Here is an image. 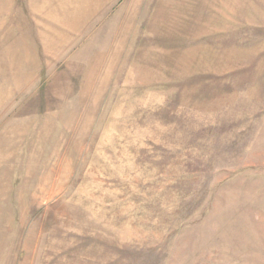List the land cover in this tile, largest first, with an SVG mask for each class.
Returning a JSON list of instances; mask_svg holds the SVG:
<instances>
[{
	"label": "rangeland",
	"instance_id": "obj_1",
	"mask_svg": "<svg viewBox=\"0 0 264 264\" xmlns=\"http://www.w3.org/2000/svg\"><path fill=\"white\" fill-rule=\"evenodd\" d=\"M0 264H264V0H0Z\"/></svg>",
	"mask_w": 264,
	"mask_h": 264
}]
</instances>
